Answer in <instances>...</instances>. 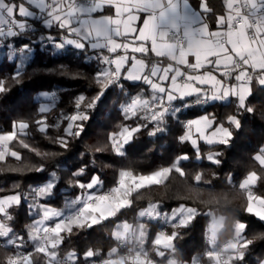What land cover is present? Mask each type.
Wrapping results in <instances>:
<instances>
[{
  "label": "snow or ice",
  "instance_id": "6c2138e0",
  "mask_svg": "<svg viewBox=\"0 0 264 264\" xmlns=\"http://www.w3.org/2000/svg\"><path fill=\"white\" fill-rule=\"evenodd\" d=\"M0 46L9 49L8 59L19 57L14 74L0 76V96L21 82L27 54L34 48L69 51L81 60L95 62L91 77L95 94L76 95L72 111L61 110L49 123L56 93H38L53 103L40 104L34 114L13 120L10 130H0V161L8 157L20 161L17 145L37 156H48L30 144L34 132L69 151L73 141L82 138L92 110L107 93L119 89L126 98L119 110L124 121L131 123L109 136L115 154L123 156L125 146L142 131L150 137L165 133L170 118L175 117L180 129L177 142L189 143L197 160L219 166L222 152L209 151L205 156L201 142L210 148L230 147L243 127L242 114H254L247 101L254 87L264 90V0H219L218 7L212 0H0ZM58 71L62 76L68 74L64 65ZM135 88L140 90L132 94L129 89ZM233 98V114L218 118L205 109L198 118L180 120L183 110L193 105H214ZM50 130H56V135H49ZM84 155L79 165L68 166L67 186L79 190L65 205L74 209L70 214L50 206L63 178L43 163L32 169L45 174L42 184L23 191L16 184V191L0 196V264H205L196 255L183 260L176 245L183 236L180 230L202 215L198 208L180 204L171 213H162L160 204L151 202L139 211V222L116 224L112 237L117 247L107 258L96 259L100 253L92 248L82 255L70 250L61 256L60 248L74 230L91 229L118 217L142 197L140 190L163 184L173 172L185 176L182 162L190 159L183 153L148 174L120 170L113 187L97 191L104 181ZM252 159L257 168L248 171L238 187L245 194L243 211L264 224V192L255 191L258 186L264 188V144ZM202 179L203 173L194 177L196 182ZM226 180L231 183V174ZM22 203L35 218L18 232L13 210ZM207 215L212 216L206 234L212 246L205 253L207 264H264V254L251 259L253 246L264 241V233L249 238L248 224L237 219L230 226L231 238L221 246L217 235L225 219L211 212ZM161 220L172 231L162 229L150 239L151 222ZM149 239L151 252L146 247ZM132 242L135 247L121 255L120 245Z\"/></svg>",
  "mask_w": 264,
  "mask_h": 264
},
{
  "label": "trees",
  "instance_id": "16d2710c",
  "mask_svg": "<svg viewBox=\"0 0 264 264\" xmlns=\"http://www.w3.org/2000/svg\"><path fill=\"white\" fill-rule=\"evenodd\" d=\"M212 3L219 6V0H212ZM6 51L0 53V76L7 77L14 74L13 65H18L19 57L8 59ZM61 65L66 68L68 73L66 76H62L58 71ZM94 67V61L81 60L78 56L71 55L69 51L53 52L50 48L47 50L34 48L30 60L24 66L21 82L13 85L6 96H0V130H10L13 120L30 113L34 114L40 105V101L36 98V94L40 91L56 90L58 94L55 108L48 113L49 123L54 122L61 110L71 112L76 95L95 94L94 85L91 83ZM77 73H83L84 76L77 77ZM125 87H128L127 82ZM138 90L139 88L129 89L132 94ZM125 99L119 93V89H113L107 93L92 110V118L86 122L82 138L73 141L69 151H64L52 144L38 132H34L29 142L41 153H49L48 156H37L33 151L17 145V150L21 153L20 161L12 157L0 161V196L12 194L17 190L14 188L16 184L20 185L21 191L29 186L42 184L45 174H38L32 169L43 163L49 172L56 170L58 176L63 178L58 190L50 198V205L65 208V205L79 192L78 189H69L67 186L68 166L79 165L82 154H86L83 158L88 161L89 167L94 168L95 172L101 175L104 184L99 191H103L114 186L120 170L148 174L159 167L170 165L177 156L187 153L190 159L182 162L185 176L181 177L173 172L163 184L140 190L142 197L136 199L133 206L125 209L118 217L104 221L91 229L74 230L70 237H66L60 253L64 255L70 250H76L82 255L83 252L92 248L100 253L96 259L107 258L110 250L117 247V241L112 237L116 224L123 221L139 222V211L147 207L150 202L160 204L162 213H170L180 204L197 207L202 213L190 227L180 230L183 236L176 241V245L181 250L183 260H188L193 255L206 257L205 253L211 247L206 236L211 220V216L207 213L211 211H218L225 219V227L218 236L219 243L223 244L231 238L230 226L237 219L248 224L246 234L249 238L253 234L264 233V224L243 211L246 203L245 194L238 187L247 172L257 168L252 157L264 144V90L256 88L247 101L248 105L254 108V114H242L243 127L235 133V140L230 147L216 145L210 148L201 142V151L205 156L209 151L222 152L220 158L223 163L219 166L209 164L206 159L197 160L189 143L177 142L180 129L175 117L170 118L169 130L165 133L150 137L147 131H142L125 146L123 156L115 154L111 148L109 136L119 131L123 124L131 123V121H124L119 110ZM205 109L218 118H222L235 113V100L233 98L226 102H216L214 105H193L183 110L180 120L186 121L204 114ZM49 135L55 136L56 130H50ZM97 147L102 148L103 151L96 152ZM11 168L19 170L13 172L9 170ZM197 173H203L201 182L194 180ZM229 174L232 176L231 183L226 180ZM255 191L264 192V188L258 186ZM209 200L213 202L205 203ZM216 200L219 202H215ZM13 211L15 214L13 225L18 232L23 231L35 218L28 214L25 203ZM149 228L150 239L162 229L172 231L171 226L165 225L162 221H152ZM150 239L146 247L151 252ZM2 250L3 245H0V253ZM119 253L126 254L127 248L120 245ZM262 254H264V241H257L253 246L251 259L254 260Z\"/></svg>",
  "mask_w": 264,
  "mask_h": 264
},
{
  "label": "crops",
  "instance_id": "0c3cea01",
  "mask_svg": "<svg viewBox=\"0 0 264 264\" xmlns=\"http://www.w3.org/2000/svg\"><path fill=\"white\" fill-rule=\"evenodd\" d=\"M3 47L2 46H0V50L2 49ZM1 53V52H0ZM140 90V89H139ZM138 90V91H139ZM256 90V88L254 87L253 88V92ZM137 91V92H138ZM205 114V113H204ZM204 114H201V115H204ZM200 115H197V116H195V117H193V118H189V119H195V118H198ZM188 120V119H187ZM110 189V188H109ZM100 189H97V191H99ZM108 189H106V190H103V191H107ZM50 206H52V205H50ZM54 207V206H53ZM144 208H146V207H144ZM143 208V209H144ZM63 210H64V212H65V214L67 215V214H70L74 209L73 208H71V207H65V208H62ZM142 210V209H141ZM218 212V211H217ZM171 213V212H170ZM211 213H213V211H211ZM139 214V213H138ZM139 216V215H138ZM216 217L217 218H219V217H224L223 215L221 216V214L218 212V214H216ZM140 218V217H139ZM124 222V221H123ZM123 222H120V223H123ZM128 222V221H127ZM128 223H130V222H128ZM223 229V228H222ZM222 229H220V231L218 232V236H219V233L221 232V230ZM116 230V227H115V229H114V231ZM218 241V240H217ZM211 246V245H210ZM121 247H126L127 249L129 248V247H135V243L134 242H132V243H129V244H127L126 246L125 245H121ZM212 247V246H211ZM69 252V251H68ZM65 254H67V253H65ZM64 254V255H65ZM60 255L61 256H63L61 253H60ZM121 255H124V254H121ZM198 257H200L199 255H197ZM203 259L206 261L205 262V264H207V257H203Z\"/></svg>",
  "mask_w": 264,
  "mask_h": 264
},
{
  "label": "rangeland",
  "instance_id": "374dc122",
  "mask_svg": "<svg viewBox=\"0 0 264 264\" xmlns=\"http://www.w3.org/2000/svg\"><path fill=\"white\" fill-rule=\"evenodd\" d=\"M5 51H6V49H4V48H2V49L0 50V52H5ZM6 52H8V51H6ZM27 55L29 56V59H28L27 61H25L24 66H25L26 63L30 60L31 53H28ZM18 64H19V62H18ZM40 92H44V91H40ZM40 92H38V93H40ZM47 92H49V93L55 92V93H56V96H55V102H56V100H57V98H58L57 91H56V90H53V91H48V90H47ZM38 93L36 94V98L40 101V104H48V105H51V104L53 103V100H52V99H46V98H44V97H39V96H38ZM213 214L216 216V214H218V212H217V211H213ZM221 216H222V215H221ZM161 221H162V220H161ZM211 221H212V216H211L210 223H211ZM162 222H163V221H162ZM210 223H209V224H210ZM217 240H218V235H217ZM217 243H218L219 245L222 246V243H219V241H217Z\"/></svg>",
  "mask_w": 264,
  "mask_h": 264
},
{
  "label": "built area",
  "instance_id": "2783aa9c",
  "mask_svg": "<svg viewBox=\"0 0 264 264\" xmlns=\"http://www.w3.org/2000/svg\"><path fill=\"white\" fill-rule=\"evenodd\" d=\"M4 48V47H3ZM7 51H9V49H7Z\"/></svg>",
  "mask_w": 264,
  "mask_h": 264
}]
</instances>
